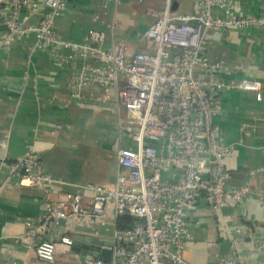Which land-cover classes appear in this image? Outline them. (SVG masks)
I'll return each mask as SVG.
<instances>
[{
  "label": "built area",
  "instance_id": "obj_1",
  "mask_svg": "<svg viewBox=\"0 0 264 264\" xmlns=\"http://www.w3.org/2000/svg\"><path fill=\"white\" fill-rule=\"evenodd\" d=\"M10 2L9 17L0 10V22L9 33L6 43L32 32L39 48L71 50L68 59L78 60L80 66L67 84L68 98L62 103L82 99L90 86L116 88L114 101L125 115L118 128L131 141L117 148L113 187L79 186L82 192H68L60 201L49 203L37 227L28 223L26 237L39 239L35 244L38 259L54 264L58 242L73 248L74 237L58 232L65 223L73 228L116 227L119 216L129 215L134 219L132 227L114 231L110 263L84 258L79 264H190L184 257L194 239L189 212L198 200L204 198L212 211L219 212L240 204L250 191L229 183L228 162L234 147L214 123L221 111V95L237 89L252 92L261 101L264 92V82L259 80H222L221 74L230 75L231 69L209 57L206 34L210 30L264 31V16L242 15L235 0H196L195 13L173 14L168 0L145 33L152 51L130 57L124 42L105 49L102 31L92 33L91 44L61 40L54 24L66 0H43L48 12L35 27H26L21 17L23 9L32 5L26 0ZM12 179L40 188L45 195L57 182L45 172L42 152L34 146L9 165L0 191ZM48 231L56 241L40 240ZM218 259L219 264H250L240 249Z\"/></svg>",
  "mask_w": 264,
  "mask_h": 264
},
{
  "label": "crops",
  "instance_id": "obj_2",
  "mask_svg": "<svg viewBox=\"0 0 264 264\" xmlns=\"http://www.w3.org/2000/svg\"><path fill=\"white\" fill-rule=\"evenodd\" d=\"M26 1L32 6L22 11L24 25L38 26L48 9L43 0ZM235 2L244 16H264V0ZM10 4L0 0L5 17L11 14ZM167 6L168 0H66L54 28L61 40L89 44L92 33L102 31L105 49L124 42L131 57L152 51L145 33ZM169 6L173 14L196 12V0H170ZM8 34L0 22V184L9 175V165L30 146L42 152L44 170L57 182L49 195L16 179L0 191V264H45L35 252L39 239L26 237L28 223L37 227L49 203L68 192H82L79 186L113 187L117 148L131 141L118 128L125 115L114 101L116 88L90 86L82 99L64 105L67 84L80 66L68 59L71 50L39 48L32 32L6 43ZM206 38L209 57L231 69L230 75L221 74L222 80L264 82L263 30H210ZM221 100L214 123L234 147L229 183L250 191L240 204L219 212L204 198L198 200L189 212L194 239L184 257L190 264H219V256L240 249L248 263L264 264V92L261 101L237 89L222 93ZM108 221L112 223L111 217ZM241 228L244 233L237 232ZM116 229L112 224L87 229L65 223L58 232L112 241ZM40 240L56 241L50 231ZM83 259V254L57 243L54 264H79Z\"/></svg>",
  "mask_w": 264,
  "mask_h": 264
},
{
  "label": "water",
  "instance_id": "obj_3",
  "mask_svg": "<svg viewBox=\"0 0 264 264\" xmlns=\"http://www.w3.org/2000/svg\"><path fill=\"white\" fill-rule=\"evenodd\" d=\"M111 240H101L98 238L85 237L83 235L74 236L73 251L83 254L84 258H101L104 262L110 263L112 259Z\"/></svg>",
  "mask_w": 264,
  "mask_h": 264
},
{
  "label": "trees",
  "instance_id": "obj_4",
  "mask_svg": "<svg viewBox=\"0 0 264 264\" xmlns=\"http://www.w3.org/2000/svg\"><path fill=\"white\" fill-rule=\"evenodd\" d=\"M134 219L129 215H121L117 219L116 228L118 230H124L131 228L133 225Z\"/></svg>",
  "mask_w": 264,
  "mask_h": 264
}]
</instances>
